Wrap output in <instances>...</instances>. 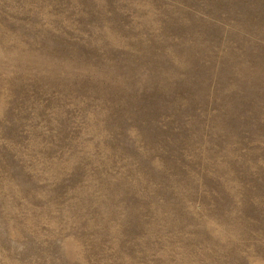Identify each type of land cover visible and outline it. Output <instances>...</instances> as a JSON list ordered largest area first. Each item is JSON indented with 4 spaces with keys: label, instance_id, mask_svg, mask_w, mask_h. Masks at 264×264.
<instances>
[{
    "label": "rangeland",
    "instance_id": "374dc122",
    "mask_svg": "<svg viewBox=\"0 0 264 264\" xmlns=\"http://www.w3.org/2000/svg\"><path fill=\"white\" fill-rule=\"evenodd\" d=\"M0 264H264V0H0Z\"/></svg>",
    "mask_w": 264,
    "mask_h": 264
}]
</instances>
